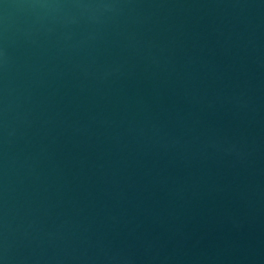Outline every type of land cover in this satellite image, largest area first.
<instances>
[{
    "label": "water",
    "instance_id": "1",
    "mask_svg": "<svg viewBox=\"0 0 264 264\" xmlns=\"http://www.w3.org/2000/svg\"><path fill=\"white\" fill-rule=\"evenodd\" d=\"M0 264H264V0H0Z\"/></svg>",
    "mask_w": 264,
    "mask_h": 264
}]
</instances>
